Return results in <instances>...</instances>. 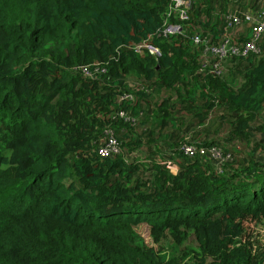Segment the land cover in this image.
I'll list each match as a JSON object with an SVG mask.
<instances>
[{"label": "trees", "instance_id": "16d2710c", "mask_svg": "<svg viewBox=\"0 0 264 264\" xmlns=\"http://www.w3.org/2000/svg\"><path fill=\"white\" fill-rule=\"evenodd\" d=\"M182 2L0 0V264H264V0Z\"/></svg>", "mask_w": 264, "mask_h": 264}, {"label": "built area", "instance_id": "2783aa9c", "mask_svg": "<svg viewBox=\"0 0 264 264\" xmlns=\"http://www.w3.org/2000/svg\"><path fill=\"white\" fill-rule=\"evenodd\" d=\"M173 2H174V10L177 9L179 11L181 20L183 18L185 19L184 11L182 10L184 2H182V0H173ZM232 23H237V20L236 19L229 20V25H231ZM263 30H264V8L261 12V20L260 21L258 19L254 20L252 29L250 31V37L247 42L243 44H237L235 42H232L231 39L225 38L217 46L214 47L205 46L204 52L216 56L219 60L233 56L236 57L247 56L249 53L255 52L257 50V44ZM180 32H181L180 24L166 25L163 30V33L166 35H176L179 34ZM193 41L194 43H199L201 39L195 36L193 38ZM147 49L151 54H157V51L155 49L148 47ZM217 66L218 64L214 65L215 68ZM83 72L86 75H88L89 73L87 69H83ZM180 151L188 157H194L195 155H200V156L206 155L208 158L213 159V161L217 163L228 162L230 160L229 154H222V152L216 148L204 149V148H196L192 145H183L180 148ZM116 152H117V143L112 138H110L106 142V144L98 150V154L101 157H106Z\"/></svg>", "mask_w": 264, "mask_h": 264}, {"label": "rangeland", "instance_id": "374dc122", "mask_svg": "<svg viewBox=\"0 0 264 264\" xmlns=\"http://www.w3.org/2000/svg\"><path fill=\"white\" fill-rule=\"evenodd\" d=\"M264 156V155H263ZM140 238L142 239V244L150 247L153 246L152 241L149 237V230L146 225H140L135 230ZM254 240L257 244H264V224L258 225L254 232Z\"/></svg>", "mask_w": 264, "mask_h": 264}, {"label": "crops", "instance_id": "0c3cea01", "mask_svg": "<svg viewBox=\"0 0 264 264\" xmlns=\"http://www.w3.org/2000/svg\"><path fill=\"white\" fill-rule=\"evenodd\" d=\"M144 156L142 155L141 158H143Z\"/></svg>", "mask_w": 264, "mask_h": 264}]
</instances>
